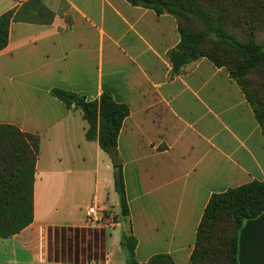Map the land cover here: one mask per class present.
<instances>
[{
	"label": "crops",
	"instance_id": "crops-1",
	"mask_svg": "<svg viewBox=\"0 0 264 264\" xmlns=\"http://www.w3.org/2000/svg\"><path fill=\"white\" fill-rule=\"evenodd\" d=\"M27 1L0 0V15ZM42 2L51 21L11 22L0 51V125L40 138L33 221L0 238V264H126L123 234L136 239L139 264L159 254L192 264L211 195L264 180V134L250 104L206 58L172 72L179 35L170 15L126 0ZM52 89L86 101L108 93L129 111L116 141L128 215L104 233L100 260L61 253L58 234L87 226L88 207L119 213L112 163Z\"/></svg>",
	"mask_w": 264,
	"mask_h": 264
},
{
	"label": "trees",
	"instance_id": "trees-1",
	"mask_svg": "<svg viewBox=\"0 0 264 264\" xmlns=\"http://www.w3.org/2000/svg\"><path fill=\"white\" fill-rule=\"evenodd\" d=\"M216 1V2H214ZM131 6L170 15L177 24L178 44L168 52L172 72L206 58L216 68H225L250 104L254 118L264 134V40L255 31L264 23V0H126ZM257 3L262 5L257 9ZM238 4L243 23H229ZM53 17L42 0H29L17 10L0 15V51L8 42L11 22L48 24ZM238 30V31H237ZM243 39L239 38V32ZM52 97L66 107L79 110L87 124L85 139L97 141L113 168L114 191L118 196L119 221L128 215L121 163L116 141L128 108L116 103L110 94L97 100L52 89ZM38 135L0 125V238L12 237L33 221V182L39 152ZM264 212V180L213 194L203 210L193 250L192 264H238L239 231L247 220ZM118 221V222H119ZM126 264H139L134 257L136 239L123 234L119 241ZM144 264H175L168 255H154Z\"/></svg>",
	"mask_w": 264,
	"mask_h": 264
},
{
	"label": "rangeland",
	"instance_id": "rangeland-1",
	"mask_svg": "<svg viewBox=\"0 0 264 264\" xmlns=\"http://www.w3.org/2000/svg\"><path fill=\"white\" fill-rule=\"evenodd\" d=\"M216 2V1H214ZM257 9L262 5L260 3L256 4ZM229 19V23H243L244 14L241 10V5L238 4L237 11L234 12V16ZM243 20V21H242ZM255 21L258 23H264V15L260 16L256 14ZM238 31V30H237ZM239 33V38L243 39L242 34ZM255 36L257 41L264 40L263 28H258L255 31ZM88 190V189H85ZM91 197L84 191L79 197L77 196V202L83 208L90 204ZM107 216H111L114 223H118L119 217L110 210L105 211ZM85 216H83L84 218ZM85 223V222H84ZM113 226L111 221L102 220L98 226H85L84 228H79L75 230L65 231L58 234V244L60 252H65L64 254H72L76 258H93L100 260L103 255L102 239L104 233L110 231Z\"/></svg>",
	"mask_w": 264,
	"mask_h": 264
},
{
	"label": "water",
	"instance_id": "water-1",
	"mask_svg": "<svg viewBox=\"0 0 264 264\" xmlns=\"http://www.w3.org/2000/svg\"><path fill=\"white\" fill-rule=\"evenodd\" d=\"M238 264H264V212L247 220L239 231Z\"/></svg>",
	"mask_w": 264,
	"mask_h": 264
},
{
	"label": "built area",
	"instance_id": "built-area-1",
	"mask_svg": "<svg viewBox=\"0 0 264 264\" xmlns=\"http://www.w3.org/2000/svg\"><path fill=\"white\" fill-rule=\"evenodd\" d=\"M84 216L85 224L87 226H98L102 220H109L113 226L116 225L112 220V215L107 216V213L104 210H100L94 206L86 208L84 210Z\"/></svg>",
	"mask_w": 264,
	"mask_h": 264
}]
</instances>
